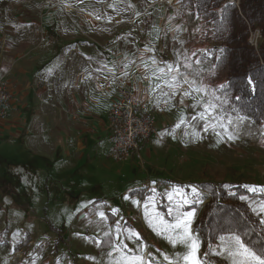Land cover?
I'll list each match as a JSON object with an SVG mask.
<instances>
[{"label":"rangeland","instance_id":"1","mask_svg":"<svg viewBox=\"0 0 264 264\" xmlns=\"http://www.w3.org/2000/svg\"><path fill=\"white\" fill-rule=\"evenodd\" d=\"M172 5L164 0H0V65L5 70L1 74L4 80V74L13 68V42L19 44L22 52L43 53L58 50V45L64 43L62 38L69 36L83 35L85 41L90 37L102 41L99 36L105 37L110 29L120 38L135 32L137 43L155 49L153 54L160 53L164 63L179 70L173 74L176 81L171 83L179 82L177 94L182 98L166 110L155 104V109H162L155 113L156 135L161 133V121L183 118L186 122L184 127L172 129L168 140L158 141L149 156L140 149L132 153V165L124 160L113 161L107 155L108 148L101 147L105 150L96 158H87L73 169L72 161L70 165L60 164L56 139L36 142L30 145L31 150L13 139V128H6L11 133H0V264H110L107 253L111 251V242L119 239L130 248L136 246V239H129V230L138 234L160 262V253L172 255L179 249L153 231L145 214L144 205L153 196L152 188L156 189V210L169 221L172 218L167 215L170 202L166 193L173 187L189 195L196 188L207 197L201 183L237 182L248 188H264V125L246 117L236 122L237 115L219 109L201 79L200 66L190 59L191 48L186 45L190 24L180 17L176 0ZM128 18L135 23L145 22V29L141 31L142 24H138L127 30ZM92 25L100 30L90 33ZM250 37L256 43L259 36L253 31ZM25 39L26 47L21 45ZM108 50L111 51L109 45L104 50L107 56ZM184 77L195 80L208 94L193 92L184 96L185 91H190L185 88ZM207 101L217 105L211 116L223 117L227 133L219 126L205 130L206 122L199 119V113L204 111L202 105ZM228 116L233 119L231 125L227 124ZM8 119L0 121L1 128L8 127L4 125ZM228 134L234 139L229 140ZM40 155L47 156L48 161ZM163 159L167 166L161 165ZM168 171L172 172L170 176ZM149 172L156 174L150 177ZM148 178L152 183L143 184ZM143 186L150 193L144 192L142 198L129 195L132 187ZM160 197L165 201V210L158 207ZM134 200L140 203H133ZM247 200L260 220H264V213L259 212L264 199ZM198 213L195 210L194 220ZM218 243L217 240L213 248Z\"/></svg>","mask_w":264,"mask_h":264},{"label":"crops","instance_id":"2","mask_svg":"<svg viewBox=\"0 0 264 264\" xmlns=\"http://www.w3.org/2000/svg\"><path fill=\"white\" fill-rule=\"evenodd\" d=\"M126 23V29L130 30L132 26H143L145 22L135 23L133 19L128 18ZM142 26L141 31L145 29V25ZM99 30L97 26L92 25L90 33ZM111 32L113 30H108L109 34L105 37L101 34L99 38L102 41L92 37L85 41L87 39H83V35L73 38L58 37L64 40L63 45L59 44L58 50L50 49L43 53L22 52L18 48L19 44L15 45L13 42V68L4 74L5 85L12 95V109L10 118L4 124L8 127H0V133H11L6 128H13V139L23 142L24 146L30 149V145L36 142L56 139L60 164L70 165L72 161L70 169H73L87 158H96L100 151L105 150L99 149L101 147L108 148V155L111 139L107 113L111 103L123 91L128 90L133 98L144 101L154 118L155 113L159 114L169 105L176 106L178 98H182L180 93L177 94L179 88L169 87L175 71H167L168 65L160 58V53L159 57L158 54H153L155 49L152 47L153 50H150V47L137 43L135 32L127 34L125 38L116 37V32ZM26 42L25 39L21 45L26 47ZM132 42L134 46L131 47ZM107 45L111 49L108 50V56L104 51ZM167 57L170 58L168 54ZM167 57L165 56V59L168 60ZM59 59L62 61L60 64ZM160 69L165 71L162 73ZM4 71L0 65V75ZM185 88H189V85ZM181 94L183 95L182 92ZM155 104L164 107L157 110ZM176 123L183 125L182 127L186 125L185 121L180 123V120L161 121V133L156 135L158 126L155 122L156 131L140 146L141 153L146 157L154 153L158 141L168 140L172 135L171 130L180 128L174 127ZM151 139L153 140L150 144ZM148 143L149 148H146ZM40 156L45 160L48 158ZM124 161L127 162L125 164L132 165L133 154ZM165 162L163 159L161 165L167 166ZM167 173L169 176L172 174L170 171ZM155 174L156 172H149L150 177ZM134 181L143 182L144 179ZM175 181L180 182L179 179ZM145 183L152 182L148 178L143 182Z\"/></svg>","mask_w":264,"mask_h":264},{"label":"trees","instance_id":"3","mask_svg":"<svg viewBox=\"0 0 264 264\" xmlns=\"http://www.w3.org/2000/svg\"><path fill=\"white\" fill-rule=\"evenodd\" d=\"M176 3L180 17L190 24L191 34L186 45L191 48L190 59L201 68L203 78L200 77L210 97L218 102L222 112L244 116L263 126L264 0H176ZM253 31L259 33L255 45L249 41ZM200 185L208 197L199 194V201L186 205L184 211L199 210L192 227L200 232L201 253L209 245L214 246L223 224H232L238 231L247 232L244 238L256 247L264 242V225L248 200L240 199V196L264 199V191L251 192L237 182ZM144 192H148L146 186L128 191L130 196L139 198ZM159 200L158 207L165 210L164 199ZM206 259L208 264H228L214 252Z\"/></svg>","mask_w":264,"mask_h":264},{"label":"snow or ice","instance_id":"4","mask_svg":"<svg viewBox=\"0 0 264 264\" xmlns=\"http://www.w3.org/2000/svg\"><path fill=\"white\" fill-rule=\"evenodd\" d=\"M188 67V65H186ZM163 73L165 70L160 69ZM167 71L169 73L177 72L178 68L173 69L171 65L168 66ZM173 81H176V76L173 75ZM184 83L189 85L190 91H185L184 96H190L193 92L203 93L205 96L208 94L207 90L202 86H197L195 80H189L184 77ZM251 83V81H250ZM169 87H179V82H169ZM223 87V86H221ZM218 99V98H217ZM239 99V97L237 98ZM226 102V101H225ZM200 102H198L199 104ZM204 111L199 113V119L204 120L205 130L209 126L215 128L217 126L224 128L227 133V127L223 122V117L211 116V113L216 111L217 105L211 101H207L203 105ZM245 120L244 116L237 115L236 122H242ZM180 123H184V119L181 118ZM227 124H233L231 116L227 118ZM178 123L176 127H179ZM219 135V134H218ZM228 139H234L232 134H228ZM251 192H256L255 187L248 189ZM153 196L148 198L145 203V214L158 236H162L166 239L175 251L172 255L166 253H160L163 260L157 262L156 257L149 250L148 245L142 243L139 240V236L136 232L129 230V239L135 238L137 243L134 248H130L128 244L117 239L115 242L110 243L111 251L107 253L110 258V264H208L207 257L210 253H215L224 257L229 264H264V242H261L259 247L253 245L250 240H246L244 237L248 235L247 232H240L237 227L232 224H223L219 227L217 232V238L219 243L215 248L212 245L208 246V250L201 253L202 239L198 229L192 227L195 211H184L186 205L193 204L199 201V193L196 188L192 189L191 196L184 192L181 188L173 187L171 191L166 193L167 199L170 204L168 207L167 215L172 219L166 220L164 215L156 210V189H151ZM264 191V189H260ZM241 200L247 199L245 196H240ZM133 203L139 204V201L134 200ZM151 206V207H150ZM117 210L113 209V212ZM253 211H256L254 208ZM259 212L264 213V202L259 205ZM102 219L105 218L104 213H99ZM264 224V220L260 221ZM120 226L117 224V233H119ZM159 252V249H157Z\"/></svg>","mask_w":264,"mask_h":264},{"label":"built area","instance_id":"5","mask_svg":"<svg viewBox=\"0 0 264 264\" xmlns=\"http://www.w3.org/2000/svg\"><path fill=\"white\" fill-rule=\"evenodd\" d=\"M163 1V0H162ZM166 4H174V0H164ZM173 6V5H172ZM254 33L259 36L258 31ZM251 44H256L249 38ZM118 81V79H117ZM12 109V95L0 75V121L8 119ZM108 129L111 146L109 157L113 161L126 160L132 153L155 133V118L147 104L123 93L114 100L108 110ZM139 157V154H136Z\"/></svg>","mask_w":264,"mask_h":264}]
</instances>
